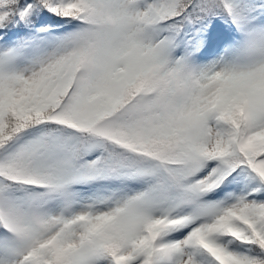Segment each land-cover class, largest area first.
Listing matches in <instances>:
<instances>
[{
    "label": "snow or ice",
    "instance_id": "snow-or-ice-1",
    "mask_svg": "<svg viewBox=\"0 0 264 264\" xmlns=\"http://www.w3.org/2000/svg\"><path fill=\"white\" fill-rule=\"evenodd\" d=\"M0 264H264V0H0Z\"/></svg>",
    "mask_w": 264,
    "mask_h": 264
},
{
    "label": "clouds",
    "instance_id": "clouds-1",
    "mask_svg": "<svg viewBox=\"0 0 264 264\" xmlns=\"http://www.w3.org/2000/svg\"><path fill=\"white\" fill-rule=\"evenodd\" d=\"M224 119L232 124H240L243 125L247 121V113L246 110L242 107H238L235 109L230 116H225Z\"/></svg>",
    "mask_w": 264,
    "mask_h": 264
}]
</instances>
